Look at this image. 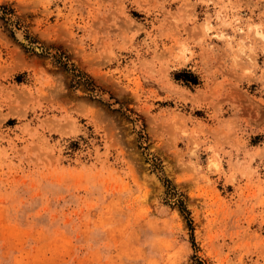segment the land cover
Here are the masks:
<instances>
[{
  "label": "rangeland",
  "instance_id": "obj_1",
  "mask_svg": "<svg viewBox=\"0 0 264 264\" xmlns=\"http://www.w3.org/2000/svg\"><path fill=\"white\" fill-rule=\"evenodd\" d=\"M0 264H264V0H0Z\"/></svg>",
  "mask_w": 264,
  "mask_h": 264
},
{
  "label": "trees",
  "instance_id": "obj_2",
  "mask_svg": "<svg viewBox=\"0 0 264 264\" xmlns=\"http://www.w3.org/2000/svg\"><path fill=\"white\" fill-rule=\"evenodd\" d=\"M65 58H66V55L64 53H61L55 59V63L59 67H61L64 71L72 73L71 86L74 87L76 85L81 84L86 89L92 90L93 89L92 82L84 74L76 72V70L73 67H69L68 63L64 60ZM180 76L185 77L184 79L186 82L192 81V82L196 83L195 76H193L190 72L181 71V72H178L175 74L176 79H179ZM165 182H166V187H169V182L167 180H165ZM178 207H179V210L182 214L186 213L184 216H185V219L187 221L189 228L191 229L192 221L188 217L189 212L184 208V206L181 203H179Z\"/></svg>",
  "mask_w": 264,
  "mask_h": 264
}]
</instances>
